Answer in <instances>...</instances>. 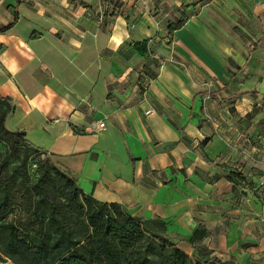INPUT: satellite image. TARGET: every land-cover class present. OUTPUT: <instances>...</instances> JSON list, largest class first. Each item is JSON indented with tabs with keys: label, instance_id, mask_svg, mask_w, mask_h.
I'll return each mask as SVG.
<instances>
[{
	"label": "crops",
	"instance_id": "crops-1",
	"mask_svg": "<svg viewBox=\"0 0 264 264\" xmlns=\"http://www.w3.org/2000/svg\"><path fill=\"white\" fill-rule=\"evenodd\" d=\"M205 3L261 25L252 48L230 54L234 73L215 62L221 79L182 50L198 28L189 12ZM14 5L0 0V25ZM16 8L0 32V95L12 105L5 127L57 157L83 193L118 204L192 259L264 264V134L254 126L264 111V0ZM150 39L153 51L139 52ZM171 54L184 68L155 58Z\"/></svg>",
	"mask_w": 264,
	"mask_h": 264
},
{
	"label": "trees",
	"instance_id": "trees-1",
	"mask_svg": "<svg viewBox=\"0 0 264 264\" xmlns=\"http://www.w3.org/2000/svg\"><path fill=\"white\" fill-rule=\"evenodd\" d=\"M14 1L12 20L0 25V32L18 19L16 6L22 0ZM144 47L136 45L141 53ZM0 104L4 106L0 135L14 136L44 153L23 132L5 127L12 108L10 98L0 95ZM14 170L6 171L0 161V248L13 264H192L188 255L163 234L150 230L141 218L116 203L83 193L73 177L57 168L45 164L34 182L23 186L19 179L15 189ZM53 181L61 188L59 197L52 191ZM16 254L25 257L26 263L13 259ZM216 258L192 260L195 264H225Z\"/></svg>",
	"mask_w": 264,
	"mask_h": 264
},
{
	"label": "rangeland",
	"instance_id": "rangeland-1",
	"mask_svg": "<svg viewBox=\"0 0 264 264\" xmlns=\"http://www.w3.org/2000/svg\"><path fill=\"white\" fill-rule=\"evenodd\" d=\"M208 5L206 3L204 5L200 4L197 8L190 10L189 14H192L191 16L198 21L196 22L198 28L195 30L194 35L191 36V39H181V44L183 46L182 50L185 53L193 54L195 56H193V59L196 62H202L208 67L209 70L205 68V71L207 75L211 77V80L221 79L216 73L218 71L217 66H220L222 63L228 74L234 73L235 65L230 54L239 53L243 55L248 48H252L256 37V31L261 30V25L244 23L242 21V14L238 13V15H236L234 13L236 12L234 8L229 11L231 12L229 14L223 13L214 3ZM178 12L180 13L179 10L173 13V18L175 20L180 17ZM171 41L172 38L168 36V34L162 38L164 44L171 45ZM151 45L152 40H147L145 43L147 50L153 51L151 50ZM155 58L161 60V62L179 64L184 68V65L179 62L178 59L176 60L174 54H171L165 59L160 58L158 55L155 56ZM215 62L218 65H216ZM222 74L226 76L225 73ZM226 79L229 80L230 77L226 76ZM3 108L4 106L0 104V109ZM257 109L260 108L257 107L253 110L256 111ZM243 117L245 119L243 127H251L250 124H252L253 121L250 120V114L248 113ZM254 126L258 133L264 134V111H261ZM262 143H264V140ZM0 161L4 162L6 171H10L13 168L15 169V181L13 182L14 186H12L14 189L19 179L22 180L23 186L34 182L39 171H41V168H44L45 164L49 165V167L57 168L66 175L68 174L67 171L62 168L57 157L36 152L25 146L19 139L8 134L0 135ZM263 172L264 168L260 169L259 175L262 177L264 176ZM53 184L54 187H51L52 191L59 197L61 188L56 181H53ZM10 215H12V211H10L8 216L10 217ZM10 258L11 257L3 253L0 248V264H13ZM13 259H19L18 261L26 263V261H24L25 257L19 254H16ZM189 259L192 264H195V261L192 260L191 257H189ZM216 259H218V261H225V264H234L228 257H218ZM212 264H218V262H212Z\"/></svg>",
	"mask_w": 264,
	"mask_h": 264
},
{
	"label": "built area",
	"instance_id": "built-area-1",
	"mask_svg": "<svg viewBox=\"0 0 264 264\" xmlns=\"http://www.w3.org/2000/svg\"><path fill=\"white\" fill-rule=\"evenodd\" d=\"M148 112V111H147ZM103 126V123L102 122H99L98 123V127L101 128ZM264 184V179H260L258 181V185H263Z\"/></svg>",
	"mask_w": 264,
	"mask_h": 264
}]
</instances>
